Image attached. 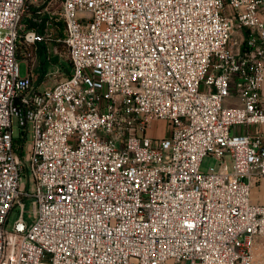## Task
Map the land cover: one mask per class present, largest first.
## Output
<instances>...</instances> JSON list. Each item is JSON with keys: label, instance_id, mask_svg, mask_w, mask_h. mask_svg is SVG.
<instances>
[{"label": "built area", "instance_id": "obj_1", "mask_svg": "<svg viewBox=\"0 0 264 264\" xmlns=\"http://www.w3.org/2000/svg\"><path fill=\"white\" fill-rule=\"evenodd\" d=\"M27 1L0 0V264H264V0H61L45 88Z\"/></svg>", "mask_w": 264, "mask_h": 264}, {"label": "rangeland", "instance_id": "obj_2", "mask_svg": "<svg viewBox=\"0 0 264 264\" xmlns=\"http://www.w3.org/2000/svg\"><path fill=\"white\" fill-rule=\"evenodd\" d=\"M32 7H39L42 14L50 15V18L55 23V28L57 29V34L55 35L56 38L54 37L52 31L46 30L42 33L44 34V39H42L37 45L35 44V46L31 49L34 53L33 65L36 86L45 88L50 87L58 81L64 79L71 70V62L67 47L62 40H59L64 36V24L60 15L61 0H28L24 6L22 15V27L24 30L31 28L29 26V19L33 16L30 12ZM233 36L236 38L237 46L240 47L243 40L242 36L237 32H234ZM45 60L48 62L44 67ZM19 61L20 74L25 75L27 72V62L22 57L19 58ZM238 104L239 102L237 100L231 98L226 99L224 102V106H236ZM165 122L166 124L164 126L154 123V129L166 133L168 131V125L167 121ZM14 133H18V128L14 127ZM31 140L32 138L28 137V142H31ZM211 167L218 169L219 160L211 154H206L201 161L199 169L200 171L206 172ZM231 169L232 164H230V170ZM25 209L27 211L31 209L29 201L26 202ZM17 217L18 212L13 211L9 216L7 228H11ZM26 217H28L27 212Z\"/></svg>", "mask_w": 264, "mask_h": 264}, {"label": "trees", "instance_id": "obj_3", "mask_svg": "<svg viewBox=\"0 0 264 264\" xmlns=\"http://www.w3.org/2000/svg\"><path fill=\"white\" fill-rule=\"evenodd\" d=\"M39 8L32 7L30 12L32 17L29 19V26L35 28L38 33L42 34L46 30L52 31L54 37L57 34V29L55 28V23L49 19L48 14H42L37 12ZM64 35V34H63ZM56 38V37H55ZM47 60H45L44 67L47 65Z\"/></svg>", "mask_w": 264, "mask_h": 264}, {"label": "crops", "instance_id": "obj_4", "mask_svg": "<svg viewBox=\"0 0 264 264\" xmlns=\"http://www.w3.org/2000/svg\"><path fill=\"white\" fill-rule=\"evenodd\" d=\"M166 120H164V119H155L154 121H153V124L155 123V124H159L160 126H164L165 124H166V122H165ZM152 135H157V136H163V135H165L166 133L165 132H162V131H158V130H155L154 129V125L150 128V131H149Z\"/></svg>", "mask_w": 264, "mask_h": 264}, {"label": "bare ground", "instance_id": "obj_5", "mask_svg": "<svg viewBox=\"0 0 264 264\" xmlns=\"http://www.w3.org/2000/svg\"><path fill=\"white\" fill-rule=\"evenodd\" d=\"M256 192V188H254V190H253V193H255Z\"/></svg>", "mask_w": 264, "mask_h": 264}]
</instances>
